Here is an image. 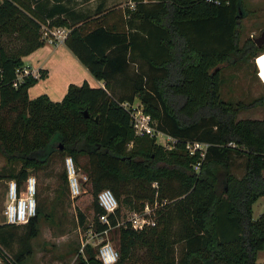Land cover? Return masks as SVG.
I'll list each match as a JSON object with an SVG mask.
<instances>
[{"label":"trees","instance_id":"1","mask_svg":"<svg viewBox=\"0 0 264 264\" xmlns=\"http://www.w3.org/2000/svg\"><path fill=\"white\" fill-rule=\"evenodd\" d=\"M131 1L112 7L100 0L91 13L75 0H0V154L19 163L17 171L0 173V181L21 185L54 155L71 156L87 175L96 232L116 226L121 216L118 205L108 225L98 221L103 210L96 196L104 188L131 211L146 203L154 209V225L118 227L115 264H256L264 250V214L253 217V204L264 199V115L237 119L236 113L263 98L233 105L220 92L222 63L264 50L253 38L240 43L243 0ZM43 26L65 27L64 44L103 86L84 81L69 84L60 101L31 98L28 89L45 70L20 75L22 57L44 44ZM12 34L22 40L16 49L4 40ZM122 82L130 91L117 95ZM135 99L174 139L170 151L134 134L122 103ZM191 141L208 143L197 171V156L185 150ZM40 213L36 207L23 224L30 237ZM78 218L84 226L80 211ZM16 226L0 224L1 245L10 249ZM3 252L0 247L7 259ZM21 254L8 262L19 264ZM96 254L97 247L85 244L75 264H102Z\"/></svg>","mask_w":264,"mask_h":264},{"label":"rangeland","instance_id":"2","mask_svg":"<svg viewBox=\"0 0 264 264\" xmlns=\"http://www.w3.org/2000/svg\"><path fill=\"white\" fill-rule=\"evenodd\" d=\"M76 8L86 12L94 10L100 0H75ZM107 6L124 7L131 5V0H105ZM245 11L247 12L241 20L240 25V43L246 38L259 36L264 29V0H243ZM7 48L16 49L22 45V40L15 34L4 37ZM38 75V74H37ZM221 97L226 102L233 105H248L255 98H263V104L242 107L236 113L237 119L243 118H262L264 115V50L257 53L254 57H249L235 64L224 62L221 65ZM117 84V95L128 93L129 85L126 82ZM132 104L138 105L139 101L134 100ZM163 143L160 145L165 151H170L168 140L158 139ZM132 143L128 144V148ZM65 158V157H64ZM64 158L60 155H54L49 163L43 168L36 171H29L37 181L36 201L37 208L41 213L38 216L37 234L33 237L28 236L26 225H17L13 234V239L9 242L10 249L0 244L3 253L8 260L16 259V255L22 253L19 264H75L77 257L83 253V242L89 229L93 228V196L90 191L89 183L83 184L85 192L76 199L72 200L69 196L67 180L65 177ZM85 158L81 159V163ZM238 159L237 163H241ZM19 163H8L0 154V173L7 175L12 171H17ZM78 179L81 181L83 170L77 168ZM238 175L243 170L239 166L235 169ZM63 175L62 177L60 175ZM12 178L5 177L0 181V224L5 223L3 217V207L6 200L7 181ZM129 189L132 183L128 184ZM118 205L121 209L120 220L124 222L129 218L130 213L125 203ZM78 211L82 212L85 218V225L79 223ZM264 214V200L259 198L253 204V217L256 218ZM121 225V224H120ZM119 225V226H120ZM111 227L106 234L101 235L102 242L110 241L118 249V227ZM99 236L95 241H98ZM180 246H175L178 252ZM120 255V253H119ZM139 259L145 257V250L140 249L138 252ZM1 257L0 261L4 264L8 260ZM128 264H131L129 262ZM256 264H264V250L258 251Z\"/></svg>","mask_w":264,"mask_h":264},{"label":"built area","instance_id":"3","mask_svg":"<svg viewBox=\"0 0 264 264\" xmlns=\"http://www.w3.org/2000/svg\"><path fill=\"white\" fill-rule=\"evenodd\" d=\"M217 3V1H215ZM67 29L65 27H46L42 28V37L44 41L49 43L63 42ZM30 71L27 68H22L20 75L27 74ZM122 106L129 111L130 114V125L134 130L136 136H149L154 138L155 142L161 140H168V147L171 150L174 145V139L163 133L156 128V122L152 119L151 115L146 113L141 105H135L128 102H123ZM163 144V143H157ZM208 143L191 141L185 144V150L190 155H196L198 160L193 164V169L197 171L200 164L205 156L206 148ZM64 167L67 176V185L69 196L72 200L80 196L85 189L83 184L87 183V175L81 173V181L78 179V170L71 156H65ZM152 187L157 189L156 182L152 183ZM36 193H37V181L35 176L28 175L24 180L23 184L18 185L17 181L10 179L7 181L6 188V200L3 207L4 222L11 225H22L28 222L29 218L36 214ZM157 194V191L155 195ZM97 204L103 210V213L98 216V221L102 224H109L108 215L114 214L118 208V201L113 192L104 188L100 190L96 196ZM156 205V203H155ZM154 209L148 203L144 204L143 208L138 211H132L129 218L124 222H119L116 226L124 224L128 221L129 225L135 231H141L146 226L154 225ZM115 227V226H113ZM111 227L103 231L96 232L95 230L89 229L83 242L97 247V258L102 264H115L119 258L118 249L110 242H102L101 235L106 234ZM98 241H95V237ZM8 260V259H7ZM11 262V260H8ZM8 262V263H9Z\"/></svg>","mask_w":264,"mask_h":264},{"label":"crops","instance_id":"4","mask_svg":"<svg viewBox=\"0 0 264 264\" xmlns=\"http://www.w3.org/2000/svg\"><path fill=\"white\" fill-rule=\"evenodd\" d=\"M22 62V67L33 75H37L38 70H45L44 78L28 89L31 98L46 94L52 101H60L69 84L81 85L84 81L90 86H103V82L92 76L64 42L45 41L42 46L22 57Z\"/></svg>","mask_w":264,"mask_h":264},{"label":"water","instance_id":"5","mask_svg":"<svg viewBox=\"0 0 264 264\" xmlns=\"http://www.w3.org/2000/svg\"><path fill=\"white\" fill-rule=\"evenodd\" d=\"M253 41H254V43H255V45L257 47H261L262 45H264V29L261 31V33L259 34V36L253 38ZM84 116L85 117L88 116L87 110H84ZM97 119L98 118H96V120ZM59 149L60 150L62 149V145H60Z\"/></svg>","mask_w":264,"mask_h":264}]
</instances>
